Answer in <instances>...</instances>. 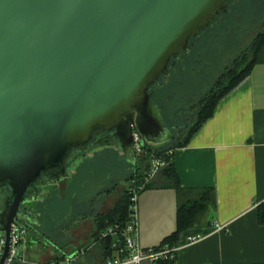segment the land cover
Wrapping results in <instances>:
<instances>
[{
    "label": "water",
    "instance_id": "obj_1",
    "mask_svg": "<svg viewBox=\"0 0 264 264\" xmlns=\"http://www.w3.org/2000/svg\"><path fill=\"white\" fill-rule=\"evenodd\" d=\"M229 1L0 0V264L10 226L30 228L21 204L68 176L95 127L134 159L133 132L164 139L150 85Z\"/></svg>",
    "mask_w": 264,
    "mask_h": 264
},
{
    "label": "crops",
    "instance_id": "obj_2",
    "mask_svg": "<svg viewBox=\"0 0 264 264\" xmlns=\"http://www.w3.org/2000/svg\"><path fill=\"white\" fill-rule=\"evenodd\" d=\"M219 97L212 115L169 155L181 186L214 190V203L208 204L198 223L175 233L178 196L165 167L136 196L140 245L181 246L172 263L159 264H264V60L250 65L244 78ZM109 147L118 149L120 157L128 156L117 145L104 144L93 152ZM124 158L133 165L132 171H145L147 164L139 166V158ZM106 192L96 196L73 192L67 207L51 213L47 227L30 210L34 222L20 240L22 259L14 264L50 260L103 264L113 256L106 237H101L103 227L97 224L98 214L115 204ZM217 223L223 229H215ZM196 234L200 237L188 243L187 236Z\"/></svg>",
    "mask_w": 264,
    "mask_h": 264
},
{
    "label": "rangeland",
    "instance_id": "obj_3",
    "mask_svg": "<svg viewBox=\"0 0 264 264\" xmlns=\"http://www.w3.org/2000/svg\"><path fill=\"white\" fill-rule=\"evenodd\" d=\"M215 31L225 35L214 38ZM262 32H264V0H231L227 10L222 11L215 21L208 25L201 38L192 40L194 47L186 51L184 55H190L195 53L197 48L204 47L202 59H207L212 62V65L210 68L204 67L196 72L200 80L198 81L201 84L200 88L197 84L195 85L196 82H193V79L189 78L190 64L182 70L180 68L183 59L180 57L175 59V72L171 71L169 75L172 82L162 81L163 86L157 91L159 93L157 98L163 105L159 113L168 135L164 139L158 137L156 141L142 140L141 143L146 147L134 153L139 158L137 161L140 165L146 164L145 158L151 156L148 154L158 153L157 150L164 153L180 145L183 137L189 133L191 124L200 117L206 95L216 92L217 87L225 84L233 73L253 56L256 57L255 59L264 58V42L261 38L264 36L258 38ZM210 37L214 38L212 42L208 40ZM231 37L233 42L231 41L227 50H222L223 44L220 42L223 38L227 42ZM255 46L258 47L257 51L254 50ZM173 92L178 93L176 95L180 96V100L174 99ZM119 154V150L112 147L96 150L91 154L87 153L70 169L69 177L65 179L63 176L62 179L57 180L58 183L55 184L57 188L53 187L54 184L51 182L43 185V190L38 197L29 199L26 207L31 212L38 213L41 225L47 227L52 223L51 213L59 207H67V202H70L69 196L73 192H79L85 196H96L98 193L103 194L107 191V196L111 197L110 201L113 205L123 195L122 188L133 172L131 170L133 165L124 158H128L129 155L120 157ZM144 155L147 156L144 158Z\"/></svg>",
    "mask_w": 264,
    "mask_h": 264
},
{
    "label": "built area",
    "instance_id": "obj_4",
    "mask_svg": "<svg viewBox=\"0 0 264 264\" xmlns=\"http://www.w3.org/2000/svg\"><path fill=\"white\" fill-rule=\"evenodd\" d=\"M137 132H133L132 142L134 143L135 153L142 149L143 144L139 141ZM170 151L164 153H151L148 165L145 171L141 173L140 178L130 176L126 180L125 189L128 193L129 211L128 218L125 222L121 220H114L106 223V228L102 230L101 237H107L109 240V252L113 254L107 257L103 264H159V263H172L175 260L176 249L180 248L177 244H164L159 243L155 246L140 245L138 236L137 222V194L155 177L159 170L169 163ZM224 225H215V229H223ZM26 232L24 226L19 227L18 223H13L10 226V237L8 240L9 251L5 256L3 264H13L16 259H22L18 253V243L22 239L23 234ZM188 243L194 242L199 236L188 235ZM4 237H0V255L4 247ZM24 259V258H23ZM47 264H67L65 261L50 260Z\"/></svg>",
    "mask_w": 264,
    "mask_h": 264
},
{
    "label": "trees",
    "instance_id": "obj_5",
    "mask_svg": "<svg viewBox=\"0 0 264 264\" xmlns=\"http://www.w3.org/2000/svg\"><path fill=\"white\" fill-rule=\"evenodd\" d=\"M261 36H264V32L258 36L260 39ZM264 42V37H261ZM257 48L255 46L254 50L257 51ZM259 50V49H258ZM263 50V49H262ZM255 52V51H254ZM260 56V55H259ZM256 57L253 56L252 59L248 60L241 68H239L238 71H235L231 78L225 82L222 86L217 87L216 92L213 94H208L206 95V98L204 99L203 106L201 108L200 112V117L191 124V129L189 133L183 137V142L180 143L184 144L188 141L190 137H192V134L196 131L198 128L199 124L204 122L206 118L210 117L213 113V108H215L216 103L218 99L220 98L223 93H225L227 90H230L233 85L237 83L239 79L244 78L245 74L249 70V66L252 65L253 63L258 62V60H264V58H258L255 59ZM151 87V86H150ZM150 89V88H149ZM158 99V98H157ZM159 101V99H158ZM160 103V102H159ZM161 104V103H160ZM179 145V144H178ZM146 146H142V148H145ZM152 150V149H151ZM156 152V151H155ZM157 152H163L160 150H157ZM151 153V152H150ZM150 155V154H148ZM83 155L82 157H84ZM147 155H144L143 157L145 158ZM142 157V158H143ZM81 158V157H80ZM138 158V157H136ZM82 159V158H81ZM79 159V160H81ZM149 161V156H147V159L145 158V162L148 165ZM172 164L169 163V165L165 166V173L167 175L168 182L170 185H172L175 190H176V195L178 196V206L176 207L177 209V232L180 233L183 229L188 228V227H193L195 224H197L198 219H200L203 215V213L206 211L208 204L214 203V194H213V189L208 188V189H203V188H185L177 182V177L175 175L174 169L171 167ZM139 166H143L140 165ZM140 171L136 170V172H132L130 176H134L135 178H140ZM129 176V177H130ZM128 177V178H129ZM115 204L111 207L110 210L105 211L104 213L98 214L97 216V221L99 226H102L103 229L106 228V223L112 222L114 220H121L122 222H125L128 218V213L129 211L127 210L128 208V202H129V197L128 193L125 189L123 195L119 197ZM29 215V213H28ZM30 216V215H29ZM263 217V215H261ZM260 217V220L262 218ZM32 222H34V219L29 217L28 223L30 224L29 226H32ZM169 239V238H168ZM165 240V242L168 241ZM107 243L109 244V240L106 237ZM107 244V246H108Z\"/></svg>",
    "mask_w": 264,
    "mask_h": 264
},
{
    "label": "flooded vegetation",
    "instance_id": "obj_6",
    "mask_svg": "<svg viewBox=\"0 0 264 264\" xmlns=\"http://www.w3.org/2000/svg\"><path fill=\"white\" fill-rule=\"evenodd\" d=\"M230 1H229L228 4H230ZM221 12L222 11H220L217 15H215V18L218 17ZM215 18L209 23V25L212 24L215 21ZM207 27H208V25L205 27V29L203 31H201V33L199 35L193 37L192 39H190L188 41L189 44H188V46L186 48H181L178 51V53H176L175 56L172 59H170L169 65L166 68L167 72L162 73L160 78L157 81H155L153 84L150 85L151 86L150 87V91L152 92L151 99H153L154 103L159 108V110H158L159 112H160V110H162L163 105L160 104L158 99H157V96H159V93L157 91H158L159 87L163 86L162 85V81L166 82V83L172 82L170 80L171 78L169 77V75H170L171 71L173 73L175 72V70H174L175 67H176L175 59L177 57H180L181 59H183V64H182V67L180 69L185 70L186 69L185 67L190 64V67L188 69V70H190L189 78L193 79L192 81L196 82L195 85L197 84V87L200 86V88H201V84H199V82H198L200 80H199V77H197L196 72H198L199 69H202L204 67H209L210 68V66L212 65V62L208 61L207 59H204V60L202 59L204 57V56H202V51H205L204 47L202 49H198L197 48L195 53H192L190 55L189 54L188 55H184V54H185L186 51H188L189 49L191 50V48L194 47V42H192V40L193 39H200L201 36L206 32ZM213 35H214V38H215L218 35L223 37L225 34L222 33V32L220 33V32L215 31V33ZM214 38L210 37V39H208V40H210L212 42V40ZM224 40H225V38H223L222 42H220L221 44H223L222 50H225V49L227 50V48L229 47V44L233 42V39L231 37L229 40H227V42L224 41ZM176 94H178V93L177 92H173V96H175L174 99L178 98L177 100H180V98H179L180 96L178 97V95H176ZM168 95H170V94H168ZM168 95H166V99H168ZM154 134H156V133H152L151 136H153V138H156V137H154L155 136ZM167 135H168V131H166V134L164 136L166 137ZM93 137H94V140H93L92 143H91V141L88 140L84 144H81V145L76 144V145H74L73 147H71L69 149V152H70L71 156L68 157V160L66 161V167L75 166L77 164V162H79V159L77 158V156L81 154V151L90 150V151L87 152V153H89V152H93L96 148H98L99 146L104 145V144H105V146L117 145L115 143V141H114L115 136L111 133V130L106 131L105 129L95 127L94 128V132H93ZM142 139L144 140V137ZM128 155H130V154H128ZM57 169H59V168L56 165L51 166V167L49 166L47 169L44 170V173H46L48 171L54 173V171L57 170ZM57 172L58 171H55V173H57ZM69 174H71V172ZM30 186H29V188H30ZM40 189L43 190V187L41 186ZM5 190H8V189L5 188L4 186L0 185V206H1L2 202L4 201V199H6V195L4 193ZM40 193H41V191H40ZM23 206H26V203L23 202L21 204V208ZM22 210L24 211V213L26 212V215H28V213L30 211V209H28L27 207H25V209L23 208ZM29 215H30V213H29Z\"/></svg>",
    "mask_w": 264,
    "mask_h": 264
}]
</instances>
